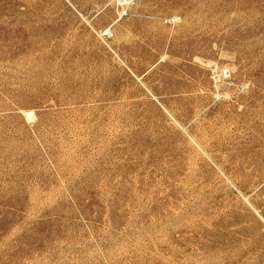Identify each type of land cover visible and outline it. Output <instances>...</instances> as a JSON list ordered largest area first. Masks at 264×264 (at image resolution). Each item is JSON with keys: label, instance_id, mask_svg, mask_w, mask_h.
<instances>
[{"label": "rangeland", "instance_id": "obj_1", "mask_svg": "<svg viewBox=\"0 0 264 264\" xmlns=\"http://www.w3.org/2000/svg\"><path fill=\"white\" fill-rule=\"evenodd\" d=\"M0 264H264V0H0Z\"/></svg>", "mask_w": 264, "mask_h": 264}, {"label": "built area", "instance_id": "obj_2", "mask_svg": "<svg viewBox=\"0 0 264 264\" xmlns=\"http://www.w3.org/2000/svg\"><path fill=\"white\" fill-rule=\"evenodd\" d=\"M137 0H114L116 7L120 11V15H126L128 13V9L131 5H133ZM165 21L169 24H173L176 22L175 16L166 17ZM99 36L103 40H109L114 36V32L112 28L109 26L104 30L100 31ZM227 71H224V74L227 75Z\"/></svg>", "mask_w": 264, "mask_h": 264}]
</instances>
